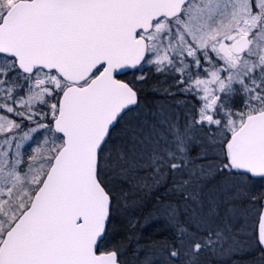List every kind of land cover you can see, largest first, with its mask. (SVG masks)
<instances>
[{"label":"snow or ice","instance_id":"1","mask_svg":"<svg viewBox=\"0 0 264 264\" xmlns=\"http://www.w3.org/2000/svg\"><path fill=\"white\" fill-rule=\"evenodd\" d=\"M256 181L264 0H0V264H264Z\"/></svg>","mask_w":264,"mask_h":264},{"label":"trees","instance_id":"2","mask_svg":"<svg viewBox=\"0 0 264 264\" xmlns=\"http://www.w3.org/2000/svg\"><path fill=\"white\" fill-rule=\"evenodd\" d=\"M149 72L151 70L149 69ZM132 73H128L127 76L122 77L123 79L131 78ZM163 81L164 77H160ZM151 100V97H149ZM179 100H184L190 102L191 105H195L196 102L190 96L177 97ZM264 182L256 181L255 187L253 189L254 194L259 195L261 192H264ZM263 203V202H261ZM260 204H256L255 209L259 210ZM256 210L253 211L254 219L256 215ZM151 211L150 206L145 203L143 208L139 209H130L127 213V217L130 219L135 216L140 221V225L137 226L135 234L141 238V243L145 244L152 240H162L166 237L161 235V232L164 229V225L159 222L152 221L149 217V212ZM257 257L255 251L250 254H242L236 256H224V255H209L207 259V264H252V261ZM131 259V257H128ZM134 264V261H133Z\"/></svg>","mask_w":264,"mask_h":264},{"label":"rangeland","instance_id":"3","mask_svg":"<svg viewBox=\"0 0 264 264\" xmlns=\"http://www.w3.org/2000/svg\"><path fill=\"white\" fill-rule=\"evenodd\" d=\"M237 103H239V98H237ZM37 139V141L39 140V137H37L36 138ZM29 146L26 148V151L27 152H31L32 151V149L34 148V147H36L37 145L36 144H32L31 142H26ZM254 222V213L252 212V213H250V214H248V215H246L245 217H244V224L245 225H249V224H252ZM249 231H251L250 229H249Z\"/></svg>","mask_w":264,"mask_h":264},{"label":"water","instance_id":"4","mask_svg":"<svg viewBox=\"0 0 264 264\" xmlns=\"http://www.w3.org/2000/svg\"><path fill=\"white\" fill-rule=\"evenodd\" d=\"M264 203V202H263Z\"/></svg>","mask_w":264,"mask_h":264}]
</instances>
